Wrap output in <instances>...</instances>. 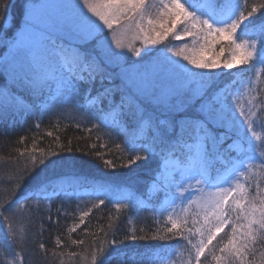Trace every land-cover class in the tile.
I'll return each mask as SVG.
<instances>
[{
	"label": "snow or ice",
	"instance_id": "obj_1",
	"mask_svg": "<svg viewBox=\"0 0 264 264\" xmlns=\"http://www.w3.org/2000/svg\"><path fill=\"white\" fill-rule=\"evenodd\" d=\"M10 7L11 0H0V44L9 49V55L0 58V118L46 107L49 101L70 105L89 122L96 121L89 132L107 127L125 135L127 146L122 150L129 156L124 167L151 162L159 171L161 159L166 168L169 156L187 149L189 161L202 178L210 158L223 148L231 131L246 125L247 131L255 135L253 117L258 113L240 111L241 123L216 78L221 75L219 69L230 71L240 65L255 67L257 63L264 66V20L248 31V38L238 35L253 23L252 18L264 9V3L249 10L248 0H224L219 8L212 2L207 11H202L189 0H156L153 4L148 0H59L45 4L23 0L19 17L10 15ZM64 25L69 26V41L78 40L79 48L58 42L52 35ZM169 37L177 42L190 37L193 45L169 47L165 44ZM136 41L141 47L135 46ZM158 45H164L166 52L178 59L157 55L161 51ZM224 52L229 55L221 62L219 54ZM181 59L191 67L182 65ZM20 142L24 143L25 138L21 137ZM70 145L71 140L66 149L69 153ZM115 146L121 148L119 143ZM89 147L97 150L108 145L91 143ZM249 147L255 150L251 144ZM94 154L98 158L102 155L99 150ZM61 159L57 151L47 158L43 152L39 158L31 157L33 170L11 195L16 197L30 180L45 188L50 181L41 180L39 173L55 167ZM104 163L114 167L108 160ZM53 195L45 192L34 197L35 211H40L41 199L50 201ZM11 203L0 202V210L11 211ZM202 209L200 218L192 220L195 231L189 229L193 237H199V243L183 237L195 250L188 264H204L210 251L215 264H255V245L264 243V195L257 203L248 199L243 185L237 184L212 194ZM48 214L51 220L50 207ZM169 222L171 227L166 232L170 237L161 239L175 238V230L181 229L175 220L170 218ZM226 227H230V233L225 232ZM221 232L227 239L220 238L225 242L217 255V246L209 250V245ZM128 239L147 237L133 234ZM60 243L56 241L58 246ZM40 247L44 249L43 244ZM22 259L16 253L9 264H22ZM92 264H97L95 255ZM99 264H105V260L101 258Z\"/></svg>",
	"mask_w": 264,
	"mask_h": 264
},
{
	"label": "trees",
	"instance_id": "obj_2",
	"mask_svg": "<svg viewBox=\"0 0 264 264\" xmlns=\"http://www.w3.org/2000/svg\"><path fill=\"white\" fill-rule=\"evenodd\" d=\"M223 2L224 0H218V5ZM22 3L23 0H11V16H20ZM261 3H264V0H248L249 10L251 6L259 7ZM262 20L264 9H260L252 18L253 23L244 31L238 32V35L248 38V31L253 27L258 28ZM52 35L58 42H64L69 47H80L79 41L72 42L55 33ZM221 43L227 44V41ZM165 44L169 47H192L193 40L186 37L184 41L177 42L169 37ZM135 46L141 47L138 41ZM157 48L161 50L157 55L178 59L171 57L164 45H158ZM216 51H219V46ZM219 55L222 62L229 53ZM210 56L211 54H207L206 58ZM179 62L187 65L182 59ZM257 65L262 68V82L256 95L259 101L258 118L264 133V111H261L264 109V66L258 63ZM217 71L221 73L216 78L217 83L230 99L237 87L244 83V78L254 72V67L253 71H250V65H240L230 71ZM236 75L238 77H235ZM93 123L96 121L89 122L84 114L70 105L53 101H49L46 107L31 112L0 118V202L12 201L11 211L0 210V264H9L16 253L21 254L22 264H92L94 255L97 264L101 258L105 260V264H161L162 261L164 264H188L194 257L195 250L183 237H189L193 243H199V237L192 236L195 228L191 218L194 217L180 218L176 221L181 225V229L175 230L176 237L161 239L170 237L166 229L171 227V217L165 213L163 204L166 198L175 194L173 188L161 186L164 161L161 159L159 171L151 162L124 167L129 156L128 151L122 150L127 146L125 135L118 129L110 130L107 127L89 132L88 129L92 128ZM48 132L53 135L48 136ZM21 137L25 138L24 143L20 142ZM236 137V133H229V139L222 148L226 161L214 163L211 168L212 177L249 151V145L243 140L240 153L225 149ZM69 140L72 148L70 153L66 150ZM91 143H105L108 148L97 149L102 153L98 158L94 154L97 150L89 147ZM117 143L121 144V148L115 146ZM52 151L60 152L63 159L55 167L49 166L39 173L41 180L50 183L41 188L36 181L30 180L27 187L13 197L11 193L17 188V184L23 183L33 170L31 157L39 158L43 152L47 158ZM20 152H24V156H21ZM255 153L259 157L243 173L242 185L247 189L248 199H255L259 203V196L264 195V134ZM169 157L184 166L188 150H178ZM105 160L110 161L114 167L106 165ZM92 186L91 194L80 193L82 189ZM152 187L153 192L150 191ZM106 189V192L97 194L98 191ZM121 189L122 196H116ZM45 192H54L55 195L50 201L41 199L40 211L37 212L34 197L43 196ZM101 200L104 201L103 204L100 203ZM85 212L88 213L87 216H83ZM185 220L188 223L186 225ZM72 228H76V231H71ZM189 229H192V232H189ZM225 232L230 233V227H226ZM225 232H221L213 244L209 245V250H212L213 245L217 246V255L218 248L227 239ZM133 234L146 236L147 239H128ZM153 236L156 239H153ZM221 237H225V241H221ZM57 240L61 242L59 246L56 244ZM72 240L83 243L73 244ZM41 244L44 249H41ZM105 252L107 256L103 255ZM254 260L255 264H264V243L257 242L255 245ZM204 264H215L211 251Z\"/></svg>",
	"mask_w": 264,
	"mask_h": 264
},
{
	"label": "rangeland",
	"instance_id": "obj_3",
	"mask_svg": "<svg viewBox=\"0 0 264 264\" xmlns=\"http://www.w3.org/2000/svg\"><path fill=\"white\" fill-rule=\"evenodd\" d=\"M57 2H59V0H39L37 3L45 4ZM155 2L156 0H148L149 4H153ZM189 2L195 4L202 11H207L208 4L212 2H214L215 6L219 8L218 0H189ZM237 2L241 1L237 0ZM84 11L86 13V9ZM97 23L99 22L97 21ZM56 27L57 29L60 28L59 25ZM68 30L69 26L64 25L63 30H54L53 33L58 34L59 36H64L69 40L67 35ZM120 31L123 32V29ZM127 39L130 40L131 37L129 36ZM71 41L78 42V40ZM8 55L9 49L7 45L0 44V58L6 57ZM185 66L188 67L187 65ZM250 71H253L252 65H250ZM257 72H259V75H257ZM261 73V66L256 64L254 67V72L244 78V83L237 87L233 97L228 99L229 103L234 105L237 119L241 121V123L243 118L239 115L240 111H243L245 114H247L249 110L258 113L259 103H257L258 100L256 94L262 82ZM235 77L238 76L236 75ZM253 104H256V107H252ZM253 120L255 121L253 125L255 129V135L247 131L246 125L243 127L238 126L236 129L231 131L236 133L237 137L233 143L228 144L225 149L240 153L242 148L241 140H243L247 145L251 144L256 150L264 133L261 128V120H259L258 117H253ZM255 150L252 151L249 147V151L244 156H242V158L234 160L231 165L227 166L225 169H222L221 172L215 173L216 175L212 177L211 168L214 163L216 161L225 163L226 161L225 156L223 155V149L218 150L210 158L208 165L204 170V178L200 176L198 171L194 170L196 166H194L188 158L186 160V164L181 166L176 159L168 157L166 168L163 162V180L161 181V186L162 188H173L175 194L165 199L163 204L165 213H167V215L175 221L188 216L194 217L191 218V220L199 219L203 210V202L212 194L216 193L221 188H235L237 184L242 185L243 173L259 157L255 153ZM197 179L201 180L200 184L196 183ZM92 188L93 186L91 188H84L80 191V193L89 195L92 193ZM106 191L107 189L101 190L98 191L97 194H102ZM150 191L153 192L154 187H152ZM122 194L123 189L119 190L116 196H122Z\"/></svg>",
	"mask_w": 264,
	"mask_h": 264
}]
</instances>
